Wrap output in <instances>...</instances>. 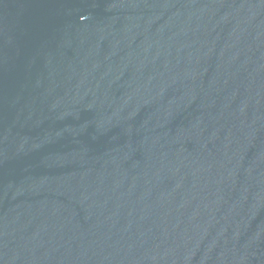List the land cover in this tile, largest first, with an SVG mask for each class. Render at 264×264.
I'll return each mask as SVG.
<instances>
[{"label": "water", "instance_id": "95a60500", "mask_svg": "<svg viewBox=\"0 0 264 264\" xmlns=\"http://www.w3.org/2000/svg\"><path fill=\"white\" fill-rule=\"evenodd\" d=\"M0 264H264V0H0Z\"/></svg>", "mask_w": 264, "mask_h": 264}]
</instances>
